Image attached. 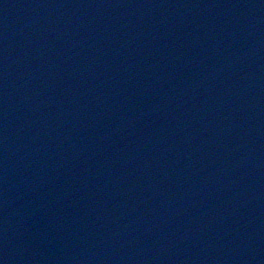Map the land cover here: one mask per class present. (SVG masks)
I'll use <instances>...</instances> for the list:
<instances>
[{"label":"water","instance_id":"95a60500","mask_svg":"<svg viewBox=\"0 0 264 264\" xmlns=\"http://www.w3.org/2000/svg\"><path fill=\"white\" fill-rule=\"evenodd\" d=\"M26 1L20 0L19 2V0H14L13 2V0H5V5H3L4 7L0 9V29L5 30V35H2L3 38H0V123L5 124L6 128L4 132L7 131L6 133L8 135H6L8 140L10 141L9 145L7 146V153H14L12 149V146H14L12 144H14V142H19V145L22 143L21 146L23 148H26V145L29 144L31 146H35L34 149H30L26 153L21 152L18 157H23L24 163H17V166L20 167L21 173L24 174L29 172V174L32 176L33 180L31 181V185H33V183L35 184L36 181L39 182V179L49 182V187H52L53 181L50 180L59 178V176H61L62 170H58L60 172V175L58 174V171L56 173H51L52 171L49 172L39 170L41 168H39V163H33L32 161L25 159V157L29 155V152L33 154L35 151H38L39 148L41 153L43 152L42 154L49 153V155H52L50 158H53L54 160V158L56 157V159L59 161V158L63 156V154L71 151L70 148L76 149L77 154L82 150V148L85 147L82 146L85 144H78L77 141L73 144L68 143V141L70 142L71 136H73V134L76 135V131L77 133H79V137L75 140L79 139L81 142H85L86 138L92 139L91 142L88 143V146L93 149V151H95L98 148L97 145L99 143V140L92 136L90 137V132L98 131L97 133H99V137L105 139L108 134L114 132H117L116 135L119 137L121 135L119 133V129L122 128L126 136L125 143L128 144L129 142L131 144H129L131 146L129 148L130 151H139L141 153L142 150V155L146 154L151 157H156L158 154H160L161 151L166 154L165 162L163 165H161L160 171L157 172L159 174L155 178V182L160 181L162 184H166L164 179L167 176L166 167L170 165L172 167L171 170L175 171V179L179 174L182 175L177 178L179 187H181V185H185L184 187L186 188V186L191 185L190 191H186L187 198L189 200L196 199L201 202V205L196 206L193 209L194 211L192 214H188L191 215L193 219L198 218L199 222H196L194 224L199 223V225H201L202 222L207 221L208 215V217L210 216L209 218L221 217L220 219H226L229 221L228 224L230 225L234 218L237 217L236 213L229 212L227 211V209L225 213L222 209H220L223 206L229 207L230 204H233V206L236 207L235 209L239 210L243 214V216L241 217L247 218L246 220L248 222L251 221V228L247 232L249 236L248 239L250 238L248 244L250 243L251 247H243L242 252H246L248 249H251L250 251H252L253 253L246 257V255L242 254L241 252L240 260H243L242 262L244 263L251 260L253 262L255 261L256 264H262L264 262V254H262L264 252V180L262 181L259 178L261 181L257 186H253L256 190H258V193L256 195H253V199L255 200L254 202L257 203L258 206H256V208H253L254 210L251 211V214L244 211V203L240 201L239 198L232 196H230V199H233H231L230 203L228 204L226 202V199L228 198L224 199V197L215 195L218 198H214L213 201L220 210L219 212L216 211V207L212 208V205H210V203L201 201V198H203L204 196L200 191L196 192L197 187L193 185V183L197 184L199 179L192 175L195 167L190 162L183 159L186 158V155L190 152L188 151L189 137L186 139L184 136H181V132L178 133L179 136H177V131L175 130V128L181 127L179 125H183V121L185 122L187 118L188 122L191 121L196 126H200L201 122L206 124L205 127L202 128V130L198 129L199 131L193 134V137L196 139L195 142L197 143L195 145V148L193 149L196 153L202 150L204 152H207L205 150L211 147L212 144H214V139H212V137H208L210 136L209 134L208 136L206 134V130L212 129L213 127H224L227 130L229 129L230 135L236 134L238 130L249 132L248 134H251L255 131V133H257L255 136H259L258 134H260L263 137L258 139L257 146L259 148H264V128H260L261 126H259L258 123V117H260L261 120H264V95L261 94L254 86H252L246 80V78L244 80L242 79L240 81H234V77H230L228 79L227 82L229 83V85L223 84L220 86L222 93L217 94V86L212 89L214 91H206V80H202L201 78H199V71L206 65V60L202 58L201 60L200 58L196 59L195 57L189 59L188 53L191 52V46H189L188 43H190V45H192V43L188 41L182 42L185 43L184 47L187 51L178 50L176 55L177 62L176 64H173L176 60L171 59V56L168 55L165 46V41L168 39V35H164L165 33L161 35L158 33L160 31H156L160 24L164 23L165 25H167L168 22L167 20H164L163 16H158L159 9L155 7H153L152 12H148L146 14V17H134V21L132 20V22L131 20H127V18L124 20L120 18V12H117L114 18L111 19V21L106 18V21H108L106 23L112 25L114 29L108 31L107 34H105V42H103V40L99 41V39H96L97 36L93 31H88L85 28L87 25L86 21L83 23V25H81V22L78 19L79 16L76 15L80 7L74 0H69L67 1V3L62 4L60 10L62 14L67 17V21L70 23L72 22V24L74 25L72 32L74 34L72 35V37H76L77 34L87 31L91 34L90 36L92 38L88 39L85 43H81L79 45L76 44L75 49H71L72 51H75V55L70 56L69 63L66 61L68 55L64 58L65 60H63L61 66H65V68L67 66V68L63 69L61 78L65 81L67 76L71 77L70 74L72 71H74L72 67L75 64V61L83 60V66L86 68L84 69L86 70V72H90L89 81L92 82L90 89H88V92L96 96V94L98 95V92L96 91L97 84L98 89L102 88L103 77H95V75L97 73L104 72L105 74V72H107L106 74L108 75L110 82L106 85L110 87V92L112 95L120 96L118 97L120 103L118 102L115 106L111 105L110 111L112 110L118 112L119 117L118 119L112 117L110 112L105 113V115L101 117L100 114L92 112V107L85 108V104L82 105V99L84 100L86 98L85 96H82L83 93L80 94V96H75V94L73 96L70 95V91L73 88L72 86H61L60 83H56L55 86H47L48 88L44 87V89L46 90L42 89L40 84V74L43 71V65L45 63L44 59H46L47 56H45V58L39 55H37L36 57H32L31 55L33 54H30L29 50L33 49L34 51H36V53L43 50V52H45V50H49L51 43H44V45L40 43L42 44V47L40 44H33L29 47V38H27V36L30 37L31 33L28 28L27 21H24L22 17H18L17 12L19 11L23 14L29 13L31 15V18L35 17L36 20L39 21L37 23L40 26H43L46 22H48L49 17H47L46 15L47 12L42 13L36 6H27L29 4L25 3ZM163 1L168 2V0ZM170 1L175 7L178 8L179 0ZM193 1L195 0H191L188 2L191 3ZM202 1L204 2L202 8L209 11L206 1ZM101 2L102 0H93L92 4L95 6L93 10L96 11ZM12 3L16 5L18 10L13 14H11V7H9ZM135 3L136 2H133L132 5H134ZM138 3L143 4L144 8H146V6L148 5V3H146L145 5L141 1H139ZM112 4L114 6L115 3ZM98 8V12L96 11L97 14L99 12L101 14H103V12L106 14L110 12L108 6L104 8ZM139 9L143 10L140 7ZM125 11L126 14H129V12L132 13L133 10H131V8H129L128 10H125L123 8L121 9V12ZM205 13L194 12V14L192 15V25L202 31V41L208 44V51L213 50V53L214 50H217V54L209 57V60L212 61L213 68L215 67V65H217L219 66V68H221L220 72H224V70L225 72H229L227 66L231 65L229 67H231V69H235L234 76H240V71L237 69L231 58H229V54L227 53L220 39L210 12L206 14ZM9 15H11L12 17ZM130 23L135 27V31L137 33L138 31L142 33L141 30H146L147 33L145 34V36L135 38L131 37L127 41V43H120L121 46L118 49L110 46L109 44L113 43V41L117 38L116 36L122 33L121 30L126 29L130 25ZM140 24L144 27L141 28ZM29 27H31V25ZM33 31L35 34L36 31ZM166 33L168 34V31H166ZM134 34L136 33L134 32ZM25 35L27 40L25 39ZM129 37L130 35H128V38ZM32 38H34V36ZM121 38L126 39L127 36H121ZM192 38L194 39V36ZM37 41H43L42 36H39L37 38ZM97 44L102 47L108 45L109 49L107 48V50L101 51ZM153 44L155 45L154 48H152ZM180 44L178 45L180 46ZM63 47L65 49L64 52L67 54L69 51L68 49L69 47L71 48V46L64 45ZM93 53L95 55L94 58H100V56L102 55L104 59L93 61L94 58L90 57V55L92 56ZM135 56L139 57L141 60L135 58L136 60L134 67L126 66V64L124 63L125 60L127 62ZM187 57L189 59L188 61L185 60L187 59ZM217 57L223 59V62H215V59ZM197 60H200V62H198ZM105 63L107 64L105 65ZM178 65L180 66V68L176 69ZM136 70H138V72ZM162 73L165 75H163ZM5 79L7 80V82L5 81ZM33 80L37 81L32 85L29 82ZM209 81H214L213 74L209 78ZM233 81L236 82V84L233 83ZM168 82L170 85H168ZM169 86H171V90L169 89ZM247 91H250V94L246 93ZM212 95L215 96L211 98ZM236 98L238 99L236 100ZM122 101L124 102L125 106H122ZM92 104L93 106L95 105L94 99L92 101ZM144 110H148L149 113H143ZM164 112L172 113L171 116H173L174 114L177 119L172 117L169 121L163 122L164 117H169V115ZM94 114L100 116L101 118H95ZM121 114L124 115V117L121 116ZM144 115H148L146 116V119ZM154 117L157 118V121L155 122L157 123V125L153 127ZM24 121H27L26 125H23ZM228 121L230 122L227 124ZM234 121L236 122L235 128L233 126ZM114 125H117L118 128H114ZM170 126L172 127V130L168 131L167 127L170 128ZM19 127L22 128V130L25 132L22 136H25V134H29L30 136L26 137V139H21V137L19 139H16L17 136L13 135L12 130L18 129ZM155 127L163 131L164 137H158L155 139L153 138L155 146H150L147 142L151 138L150 135H148V132L149 130L152 131ZM171 134L174 137L171 136ZM117 139L119 140V138ZM66 141L68 144H65ZM41 145L43 146V149H40ZM62 145L64 146V148H67V150L61 152ZM157 149L159 151H157ZM235 150L236 148H232L229 152ZM20 151L21 150L19 149V152ZM108 152L110 155L112 154L111 150H109ZM114 156H116V161H119L120 158L124 165H128V160L122 159L121 154H115ZM233 156H231L232 158L230 156H226V158L229 159L228 165H233V158H237V155L234 157ZM76 158V156L72 158V163L76 164ZM12 159L13 161H15L16 158L13 157ZM138 159L139 158H132L131 162L133 163V166L131 168L135 167L138 174L146 173L145 168H143V166L138 163ZM179 162H181L180 165ZM182 162L185 164V167ZM50 166L53 167V165ZM178 166H181L180 171L178 170ZM0 168V172H2L3 170H6L8 166H6L4 162L2 166H0ZM9 168L13 170L11 166ZM218 171H220V173L222 174L223 172L226 173L224 168H219ZM21 173H19L18 171H14L13 175L19 176V174ZM256 173H258V175H261L259 177H262V175L264 174V166L256 167ZM209 175L210 177L207 178L208 183L207 185L205 184V188H208L206 189L207 193H209L210 191L213 194L214 192H216L215 190H213V187L215 188L216 184L212 179V172H210ZM227 175V173L224 174L225 180L228 177ZM77 180L73 184L77 186V188H79V186L80 188L85 186L87 187V183H83L85 185L84 186ZM40 186L43 189L44 185L41 184ZM86 187L85 190H87ZM250 188L247 189L248 193H250ZM196 196L200 197L198 198ZM211 196L212 195H210V198ZM27 197L31 196L28 195ZM25 198L20 199V203L24 206L22 215L31 213L34 215L43 216L45 211H48L44 207H36V205H33V202L32 204L25 205ZM31 200L32 198H29V201ZM45 200L46 199L44 198L41 200V206H44L43 204L46 203ZM88 210H82L78 207L73 208L70 215V207L67 206L62 209L61 213L70 216V218L67 217L69 219H71L72 217L75 220H77V218H83L88 221ZM257 212L260 216L257 215ZM13 213L14 211L12 209L7 210L4 216L1 217V220L6 221V223L8 224L7 226H11L12 231L14 228L18 227L15 224H11L13 222L10 223L9 221H15L16 218L21 217L20 215L14 217L12 216ZM82 213L84 215H82ZM0 214H2V208H0ZM216 221L214 222L215 227L211 230V232L213 233L217 232L218 221ZM260 221L262 222V224H259ZM50 223H52L54 227V232L47 230L46 237L34 236L28 237L26 239L23 236H20L19 238H16L14 236L12 242L15 243H12V245L15 247L13 248L12 253H10L12 248L9 243L10 239L6 240V242L4 243L7 245L9 244L10 246L6 247L7 245L5 244H2V246L0 245V264H12L10 263V260L12 259L13 253L16 254L15 256H17L18 259H22L23 261H25V264H29L30 262L26 259L27 257H25L28 250L34 252V258L37 262L39 260L40 264H58V255L61 254V249L57 248L54 241H56V238L59 236L58 234L61 233H57V231L59 232V230H61L63 226L60 224L61 222L57 220L51 221ZM71 223H73V220H71ZM194 226L195 225H193V227ZM64 229L66 230V227ZM197 229L203 231L201 228ZM2 233L0 234V237H10L8 231H3ZM61 235L65 234L63 233ZM167 238L169 237L167 236L163 240L166 242ZM221 240L225 245H228L227 247H231V236L221 238V236L219 235V241ZM20 247H23L24 249ZM259 247L262 248L261 252H257ZM68 251L70 250L62 252L63 262L59 264H88L87 262L80 259V256L75 255L77 252L80 254L82 253V251H80L77 246L72 251L74 252V254ZM222 251H224L229 256V253H233L226 247L222 249ZM36 252L38 253V255L35 254ZM30 256L33 257V254ZM198 256L199 258H192V260L189 258L191 261L190 264L201 263L200 258H203L202 260H204V252L200 253ZM106 257L107 254L105 253V251L103 253L101 252L96 261H92L89 264H105ZM163 260L164 262H167L168 258L164 257ZM205 260L207 261V264H214L212 261L210 263L208 259ZM126 262H129V259H127ZM14 263L17 264V262L13 261V264ZM231 263L235 264L234 261H232Z\"/></svg>","mask_w":264,"mask_h":264}]
</instances>
